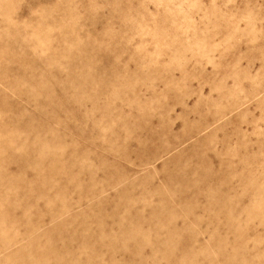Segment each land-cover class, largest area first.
Returning <instances> with one entry per match:
<instances>
[{
  "label": "rangeland",
  "instance_id": "rangeland-1",
  "mask_svg": "<svg viewBox=\"0 0 264 264\" xmlns=\"http://www.w3.org/2000/svg\"><path fill=\"white\" fill-rule=\"evenodd\" d=\"M0 264H264V0H0Z\"/></svg>",
  "mask_w": 264,
  "mask_h": 264
}]
</instances>
